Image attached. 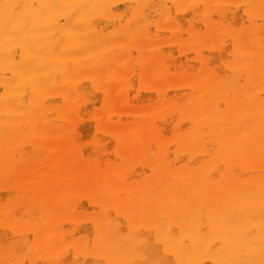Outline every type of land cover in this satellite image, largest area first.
<instances>
[{
  "label": "bare ground",
  "instance_id": "1",
  "mask_svg": "<svg viewBox=\"0 0 264 264\" xmlns=\"http://www.w3.org/2000/svg\"><path fill=\"white\" fill-rule=\"evenodd\" d=\"M156 1L0 0V66L16 77L19 104L26 91L37 94V137L29 150L0 146V264L16 254L15 244L4 247V236L27 230L36 248L49 250V261L63 264L56 222L73 219L86 205L99 209L91 254L101 264H264V38L257 31L233 36L235 62L224 65L243 73L246 82L224 83L209 68L210 59L199 56L207 40L222 61L225 31L210 18L203 19L206 33L191 31L176 56L153 55L140 21ZM164 1L180 12L221 4ZM119 2L130 11L113 41L99 24L120 21L113 12ZM249 4L264 10V0ZM131 47L139 54L146 96L130 92ZM190 49L199 54L201 76L188 72ZM85 79L102 99L88 119L115 142L113 160L100 141L94 140L93 155L79 141L74 120L96 100L81 97ZM24 108L20 123L32 115L31 105ZM138 163L149 174L132 184ZM23 197L46 217L40 226L16 218L17 211L37 210L21 206Z\"/></svg>",
  "mask_w": 264,
  "mask_h": 264
},
{
  "label": "rangeland",
  "instance_id": "2",
  "mask_svg": "<svg viewBox=\"0 0 264 264\" xmlns=\"http://www.w3.org/2000/svg\"><path fill=\"white\" fill-rule=\"evenodd\" d=\"M217 1L221 2V4L217 2L216 8H213V6L212 9L210 8L211 11H205L201 5L200 7L198 6L196 12H192V8L194 7L184 8V11L180 12L172 3L168 1L165 2L164 0H157V5L146 11V17L143 21H140V24H142V26L146 25V30L149 32V37L154 45L151 51L153 55L158 58L161 55L167 54L176 56L178 54V46L187 43L190 39L189 34H191V31L192 33L201 35L206 33L207 30L203 19L210 18L215 24L214 26L216 29L221 25V27H223V29H221L225 31V34L220 37L219 41L221 47H223L221 51L223 52L222 61L219 60L221 55L220 57L218 56V59L216 57L218 54L213 53L214 51L210 48L208 49L210 43L207 40L205 44L208 47L206 45L201 46L199 48L200 55H198L202 58L208 57L210 59L211 64L209 68H213V70L221 76L224 83H231V81H234L236 86L239 85V87H244L243 85L246 80L243 73H238V71H235L234 67L227 68L224 64L228 62L231 63L232 66L234 65L235 58L233 56V51L235 50V46L233 44V36H235V34L245 32L253 33L257 31L260 36L264 38V10L257 8L258 6L254 7L250 5V0ZM200 3L201 2H199V5ZM213 4L215 5V3ZM129 11L130 8L126 7L123 2H119L117 7L113 8V12L121 17H119L120 21H115L113 24L112 22H101L99 24V29H101L103 35H107L109 38L111 37L113 41H118L119 37L115 34L116 30L120 24L122 25V23H125L129 16ZM251 13H255V15L251 17ZM175 25H179L180 30H176L174 28ZM217 31H219V29ZM130 51V60L133 70L131 74L132 84L130 92L133 93L138 89L142 92L144 82L140 81L138 73L140 62L139 54L135 47H131ZM16 53L18 57L19 51L17 50ZM198 55L190 49L186 54V58L192 66L188 72L193 75L201 76L204 70H202L199 58L196 57ZM181 60H185V58L181 57ZM4 80H8L11 83L9 87L4 84ZM83 82L84 90L82 91L81 97L90 98L94 96L96 100L94 108L89 107L87 110H80L74 120L82 132L79 141L86 147V153L91 155L94 154L92 153L94 140L100 141L101 144L107 147L108 157L113 160L115 158L111 151L115 147V142L109 138L104 130H96L92 125V121L88 119V115L94 110H99L102 105L100 92L98 89L90 86L86 79L83 80ZM15 85L16 77L13 73L0 66V146H21L19 149L20 151H27L29 150L30 143L37 137V117L35 116L37 114V94L32 97L30 92L26 91L23 97V103L19 104L17 102L18 96L16 94L17 89ZM143 92V94H141H145L144 96H146L147 93L145 91ZM261 97H264V91H261ZM29 101H31V103L28 105ZM3 102L6 106H4ZM151 104H154V102ZM23 105L24 107L25 105H27V107L31 105L32 115L25 123H20L23 109L27 110ZM223 107L224 105H221V108ZM33 116H35V118H33ZM54 116L55 115H52L50 118H54ZM169 133L171 132H165L166 136H169ZM130 173L129 181L132 184H142L144 178L149 174V170L143 169L142 165L138 163L135 164ZM79 199L81 201L83 200L80 196L74 197V200ZM21 202V206L27 204L33 206L37 210L30 212V214L17 211L15 214L16 218L19 219V221H31L37 223V227L40 226L46 217H40L41 212L38 205H33L27 197L21 198ZM98 210V207L86 205L84 209H77L75 211V217L73 219H69L66 216L58 218L60 220L56 222V228L63 238L62 244L59 246L58 255H60L63 264H101L96 261L91 254V252L94 251L95 240V231L92 221L98 215ZM111 212L113 214L112 210ZM118 221L123 224V230L128 232L125 227L126 223L122 221L121 217L118 218ZM139 232L142 236L147 235L142 225H139ZM2 242L5 248L14 244L16 246L15 257L11 263L8 264H53L52 261H49L48 249H40L38 244L37 248L34 246V236L30 230L15 234L8 232L2 239ZM78 242L83 243L80 248L81 250L79 249L80 251L74 247V244ZM76 252H79L77 256H75Z\"/></svg>",
  "mask_w": 264,
  "mask_h": 264
}]
</instances>
